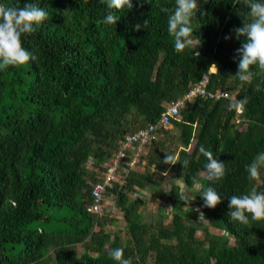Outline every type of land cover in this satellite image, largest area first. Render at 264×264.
Masks as SVG:
<instances>
[{
  "label": "trees",
  "instance_id": "16d2710c",
  "mask_svg": "<svg viewBox=\"0 0 264 264\" xmlns=\"http://www.w3.org/2000/svg\"><path fill=\"white\" fill-rule=\"evenodd\" d=\"M26 2L49 18L21 37L36 60L0 70V264H118L108 254L118 247L132 264H264V220L248 214L243 225L227 216L229 197L264 192V169L258 180L246 171L264 152V71L252 66L251 82L235 76L244 38L234 29L249 22L246 0H197L191 44L180 53L167 30L171 12L161 11L175 0H132L130 10H111L119 17L113 25L102 23L106 0H0ZM203 76L207 91L229 97L184 103L143 147L140 168L121 165V183L104 195L123 225L103 230L114 215L88 209L105 164L126 135L157 123L164 105ZM245 96L243 114L228 110L231 98ZM201 145L225 163L221 180L203 179ZM165 155L178 162L164 164ZM166 177L169 220L160 209L156 221L144 222L142 200L130 194L147 189L160 199ZM194 177L222 202L203 207ZM182 192L195 199L185 204Z\"/></svg>",
  "mask_w": 264,
  "mask_h": 264
},
{
  "label": "clouds",
  "instance_id": "9594fccd",
  "mask_svg": "<svg viewBox=\"0 0 264 264\" xmlns=\"http://www.w3.org/2000/svg\"><path fill=\"white\" fill-rule=\"evenodd\" d=\"M249 11L247 13L249 22L243 23L241 27L234 29L236 37L244 38L241 47L236 50L239 57L238 70L236 77L240 81L251 82L254 73L252 66H258L264 71V0H246ZM109 11L106 13L102 23L106 25L116 24L119 17L115 15L112 9L123 10L132 9V0H106ZM162 12H171L168 17V33L174 38V49L177 53L183 52L190 44L193 36L191 26L192 17L199 11L197 0H175V8L170 10L162 8ZM203 14V13H201ZM49 18L48 13L32 2H26L22 7L8 6L0 4V70H5L9 66H23L30 61H35L36 56L23 46L21 37L30 35L37 30ZM147 21H145L146 26ZM136 30L140 25L134 26ZM230 37H225L228 39ZM198 54V53H197ZM218 71V70H217ZM257 85L256 91H260ZM248 103V97L237 100L235 97L230 99L228 110H235L243 114L245 106ZM199 152L207 158L205 170L202 173L203 179L214 182L221 180L225 176V163L214 158L213 153L203 145ZM178 159L172 155H165L164 164L174 165ZM189 161H183L182 167H187ZM264 169V152L257 154L252 162L246 166L249 179L258 180L261 170ZM167 175V172H165ZM197 189L201 190L200 197L203 200V207L213 209L222 202L221 196L210 185L205 187L197 178H193ZM171 191L168 188L166 192ZM195 198L188 195L187 192L180 194V201L190 204ZM228 208L230 211L227 216L231 220L243 225L249 224V215L252 221L264 220V192H258L255 187L247 194L233 195L228 198ZM188 208V207H186ZM198 211V210H197ZM201 213L200 217H203ZM109 256L118 264H132L131 258H124V249L118 247L109 250Z\"/></svg>",
  "mask_w": 264,
  "mask_h": 264
},
{
  "label": "built area",
  "instance_id": "2783aa9c",
  "mask_svg": "<svg viewBox=\"0 0 264 264\" xmlns=\"http://www.w3.org/2000/svg\"><path fill=\"white\" fill-rule=\"evenodd\" d=\"M206 81V76H203L199 82L193 85L181 98L165 104L157 123L148 124L123 138L119 150L113 155L109 162L105 164V171L101 174L100 179L93 184L90 190L92 204L88 211L91 214L96 217L105 214H111L110 216L114 215V217H116L117 211L113 199L104 195L106 188H110L112 183H121L120 180H122V177L118 173L121 165L126 164L128 167L132 168L133 165L138 162L139 152L145 145L154 140L158 126L164 127L168 124L170 118L177 117L184 103L191 101L195 97L207 100H218L229 97L222 91H207L205 89ZM122 171L124 173L126 172L125 169ZM131 197H138V193H133Z\"/></svg>",
  "mask_w": 264,
  "mask_h": 264
},
{
  "label": "rangeland",
  "instance_id": "374dc122",
  "mask_svg": "<svg viewBox=\"0 0 264 264\" xmlns=\"http://www.w3.org/2000/svg\"><path fill=\"white\" fill-rule=\"evenodd\" d=\"M144 153H145V150L143 148L139 152V156H143ZM140 166L141 165L136 163L135 165H133L132 168L138 169V168H140ZM168 183H169V179L166 177L164 179L163 184L161 185V192L163 194V197L160 199H156L155 201H152L150 199L152 196V192H153L151 190H147V189L140 190V192H138V197H135V198L131 197L133 193L130 194V197L132 200L138 199V198L142 200V205L139 207V213H140L142 220L144 222L153 223L154 221H156L158 219V214H159L160 209L162 211V214L165 215L163 222L166 223L169 220L170 213H169V207H168V204L166 201V198H167L166 190L168 188ZM185 207L186 206H184V208ZM116 217H119V215L117 214ZM116 217H114V219L116 220V223L112 224L111 226H105L103 230H105V231L114 230V232H117V230H119V229L121 230V227L123 225V221H121L120 219H118ZM196 220L203 223V224L206 223L203 219H196ZM209 230L214 234H220V232H218L217 230H215L213 228H209ZM196 235H198V237H201L202 233L200 231H198L196 233ZM78 251H80L79 248H78Z\"/></svg>",
  "mask_w": 264,
  "mask_h": 264
}]
</instances>
